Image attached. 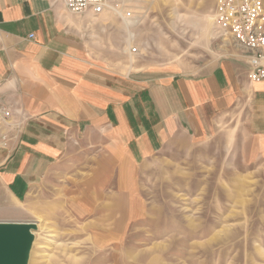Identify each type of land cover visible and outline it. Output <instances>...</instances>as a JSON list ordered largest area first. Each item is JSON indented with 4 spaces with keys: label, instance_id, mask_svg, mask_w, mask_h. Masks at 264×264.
Wrapping results in <instances>:
<instances>
[{
    "label": "crops",
    "instance_id": "0c3cea01",
    "mask_svg": "<svg viewBox=\"0 0 264 264\" xmlns=\"http://www.w3.org/2000/svg\"><path fill=\"white\" fill-rule=\"evenodd\" d=\"M206 5L213 16L216 0ZM103 15L108 25L130 19L76 15L63 0H0V104L13 112L0 126V221L42 183L44 201L61 176H82L86 212L94 210L96 181L108 186L109 176H118L134 206L140 166L160 176L211 140L244 175L264 178V82L250 81L240 48L192 74L120 73L96 56L104 44L96 32L109 26L94 17ZM3 134L12 138L8 147ZM99 206L114 210L108 201Z\"/></svg>",
    "mask_w": 264,
    "mask_h": 264
},
{
    "label": "rangeland",
    "instance_id": "374dc122",
    "mask_svg": "<svg viewBox=\"0 0 264 264\" xmlns=\"http://www.w3.org/2000/svg\"><path fill=\"white\" fill-rule=\"evenodd\" d=\"M206 3L126 0L121 12L129 27L115 17L109 25V16L94 17L97 26H109L96 32L104 41L96 56L125 74L196 73L234 47L217 37L213 6L204 12ZM232 161L211 140L206 150H193L190 163L166 165L169 172L160 176L140 166L134 206L118 176H109L108 186L97 180L91 212L81 205L82 176H61L44 201L42 183L3 219L36 221L28 264H264V178L244 175ZM107 201L113 211L99 206Z\"/></svg>",
    "mask_w": 264,
    "mask_h": 264
},
{
    "label": "built area",
    "instance_id": "2783aa9c",
    "mask_svg": "<svg viewBox=\"0 0 264 264\" xmlns=\"http://www.w3.org/2000/svg\"><path fill=\"white\" fill-rule=\"evenodd\" d=\"M71 13L88 12L98 16L104 12L120 13L126 0H63ZM215 31L219 38L230 40L246 55L251 82H264V0H216L213 12ZM31 35L30 38H33ZM0 43V48H1ZM136 52V49H133ZM13 118L11 108L0 104V126ZM12 140L6 134L1 144Z\"/></svg>",
    "mask_w": 264,
    "mask_h": 264
},
{
    "label": "water",
    "instance_id": "95a60500",
    "mask_svg": "<svg viewBox=\"0 0 264 264\" xmlns=\"http://www.w3.org/2000/svg\"><path fill=\"white\" fill-rule=\"evenodd\" d=\"M22 222H0V264H28L33 229Z\"/></svg>",
    "mask_w": 264,
    "mask_h": 264
},
{
    "label": "bare ground",
    "instance_id": "6f19581e",
    "mask_svg": "<svg viewBox=\"0 0 264 264\" xmlns=\"http://www.w3.org/2000/svg\"><path fill=\"white\" fill-rule=\"evenodd\" d=\"M125 24H126V27H129V23H127V20H125ZM213 23H214V21H213ZM131 26V25H130ZM215 26V25H214ZM128 43V42H127ZM129 47V46H128ZM0 222H8L7 220L5 221V220H3V221H0ZM13 222H22V223H26V224H29V225H31V226H34V225H37V223H36V221H13ZM32 234H33V232H32Z\"/></svg>",
    "mask_w": 264,
    "mask_h": 264
}]
</instances>
